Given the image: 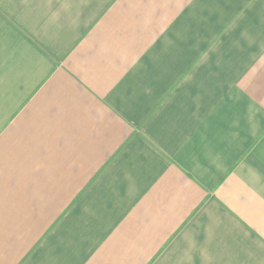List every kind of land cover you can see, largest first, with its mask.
Wrapping results in <instances>:
<instances>
[{
	"label": "crops",
	"instance_id": "crops-1",
	"mask_svg": "<svg viewBox=\"0 0 264 264\" xmlns=\"http://www.w3.org/2000/svg\"><path fill=\"white\" fill-rule=\"evenodd\" d=\"M0 264H264V0H0Z\"/></svg>",
	"mask_w": 264,
	"mask_h": 264
}]
</instances>
